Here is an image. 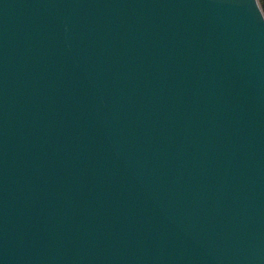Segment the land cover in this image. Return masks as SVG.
<instances>
[{
  "label": "water",
  "instance_id": "water-1",
  "mask_svg": "<svg viewBox=\"0 0 264 264\" xmlns=\"http://www.w3.org/2000/svg\"><path fill=\"white\" fill-rule=\"evenodd\" d=\"M0 264H264L258 0H0Z\"/></svg>",
  "mask_w": 264,
  "mask_h": 264
},
{
  "label": "trees",
  "instance_id": "trees-1",
  "mask_svg": "<svg viewBox=\"0 0 264 264\" xmlns=\"http://www.w3.org/2000/svg\"><path fill=\"white\" fill-rule=\"evenodd\" d=\"M258 1L260 3V6H261L263 12H264V0H258Z\"/></svg>",
  "mask_w": 264,
  "mask_h": 264
}]
</instances>
